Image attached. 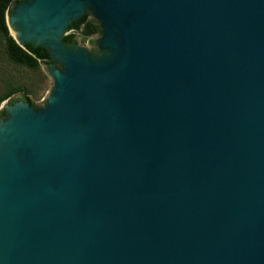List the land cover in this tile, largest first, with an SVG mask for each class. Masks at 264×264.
I'll list each match as a JSON object with an SVG mask.
<instances>
[{
    "label": "water",
    "instance_id": "95a60500",
    "mask_svg": "<svg viewBox=\"0 0 264 264\" xmlns=\"http://www.w3.org/2000/svg\"><path fill=\"white\" fill-rule=\"evenodd\" d=\"M6 25L54 89L1 105L0 264H264V0H20Z\"/></svg>",
    "mask_w": 264,
    "mask_h": 264
},
{
    "label": "rangeland",
    "instance_id": "374dc122",
    "mask_svg": "<svg viewBox=\"0 0 264 264\" xmlns=\"http://www.w3.org/2000/svg\"><path fill=\"white\" fill-rule=\"evenodd\" d=\"M53 89L54 78L48 66L41 62L37 69H29L12 63L0 36V109H3L1 105L4 102L23 99L24 95L40 107L48 101Z\"/></svg>",
    "mask_w": 264,
    "mask_h": 264
},
{
    "label": "trees",
    "instance_id": "16d2710c",
    "mask_svg": "<svg viewBox=\"0 0 264 264\" xmlns=\"http://www.w3.org/2000/svg\"><path fill=\"white\" fill-rule=\"evenodd\" d=\"M20 0H0V36L4 41L5 53L12 63L25 66L29 69H37L40 63L50 65L51 61L47 51L42 47L33 46L26 43L24 48L20 47L11 36L6 25V13L10 10L12 4H16ZM69 30L78 33L86 39L97 31V27L89 20V14L86 13L78 21L72 22ZM65 43H75L74 35L70 34L64 37ZM23 100L28 104L34 105L33 101L26 95ZM2 116H5L3 112Z\"/></svg>",
    "mask_w": 264,
    "mask_h": 264
},
{
    "label": "flooded vegetation",
    "instance_id": "af4514ba",
    "mask_svg": "<svg viewBox=\"0 0 264 264\" xmlns=\"http://www.w3.org/2000/svg\"><path fill=\"white\" fill-rule=\"evenodd\" d=\"M71 24V23H70ZM70 26V25H69ZM69 31H72V30H69V28H68V32ZM68 32H67V34L65 35V36H67V35H70V34H68ZM64 36V37H65ZM63 40H64V38H63ZM66 44H70V43H66ZM2 114H3V112H0V118H3V117H5V116H2Z\"/></svg>",
    "mask_w": 264,
    "mask_h": 264
},
{
    "label": "bare ground",
    "instance_id": "6f19581e",
    "mask_svg": "<svg viewBox=\"0 0 264 264\" xmlns=\"http://www.w3.org/2000/svg\"><path fill=\"white\" fill-rule=\"evenodd\" d=\"M11 33H12V35H14V31L11 29Z\"/></svg>",
    "mask_w": 264,
    "mask_h": 264
}]
</instances>
